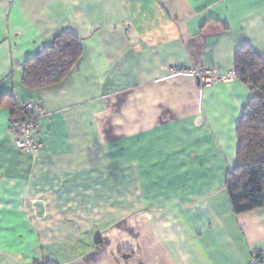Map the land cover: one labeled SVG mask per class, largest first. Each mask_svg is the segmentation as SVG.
<instances>
[{
  "label": "crops",
  "instance_id": "0c3cea01",
  "mask_svg": "<svg viewBox=\"0 0 264 264\" xmlns=\"http://www.w3.org/2000/svg\"><path fill=\"white\" fill-rule=\"evenodd\" d=\"M64 30L82 54L30 90L23 65ZM264 59V0H0V94L40 102L36 153L0 107V264H248L264 207L236 214L225 183L255 91L190 71Z\"/></svg>",
  "mask_w": 264,
  "mask_h": 264
},
{
  "label": "trees",
  "instance_id": "16d2710c",
  "mask_svg": "<svg viewBox=\"0 0 264 264\" xmlns=\"http://www.w3.org/2000/svg\"><path fill=\"white\" fill-rule=\"evenodd\" d=\"M81 54L82 42L74 31L58 33L50 46L26 60L22 84L30 90L59 84ZM235 74L236 79L255 91L244 106L236 127L237 162L228 171L225 183L231 208L240 214L264 207V59L250 47H241L235 54ZM0 107H7L11 118L21 117V106L11 95L0 94ZM33 264L59 263L41 260Z\"/></svg>",
  "mask_w": 264,
  "mask_h": 264
},
{
  "label": "built area",
  "instance_id": "2783aa9c",
  "mask_svg": "<svg viewBox=\"0 0 264 264\" xmlns=\"http://www.w3.org/2000/svg\"><path fill=\"white\" fill-rule=\"evenodd\" d=\"M6 1L11 3L13 0ZM181 70L192 72L203 87H210L216 82L236 79L235 71L225 76H219L216 72L205 69L192 70L184 68ZM43 110L44 107L40 102L27 101L21 105V117L10 119L9 132L18 150L32 154L37 152L39 144L36 133L39 128V118ZM248 264H264V252L258 250L252 251Z\"/></svg>",
  "mask_w": 264,
  "mask_h": 264
},
{
  "label": "rangeland",
  "instance_id": "374dc122",
  "mask_svg": "<svg viewBox=\"0 0 264 264\" xmlns=\"http://www.w3.org/2000/svg\"><path fill=\"white\" fill-rule=\"evenodd\" d=\"M198 79V78H197ZM199 81V80H198ZM229 81V80H228ZM200 84V83H199Z\"/></svg>",
  "mask_w": 264,
  "mask_h": 264
}]
</instances>
